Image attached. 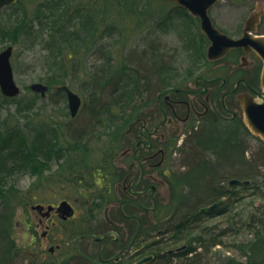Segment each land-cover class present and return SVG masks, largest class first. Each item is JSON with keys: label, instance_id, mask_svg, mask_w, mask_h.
Here are the masks:
<instances>
[{"label": "rangeland", "instance_id": "1", "mask_svg": "<svg viewBox=\"0 0 264 264\" xmlns=\"http://www.w3.org/2000/svg\"><path fill=\"white\" fill-rule=\"evenodd\" d=\"M234 1L237 5L242 0ZM246 1L249 4L248 9L239 11L244 17L253 10L264 9V0L261 2L259 0ZM49 3H52L51 6H54L55 9L52 14L53 9L49 10ZM166 14L167 11H165L164 3L161 0H73L72 4L67 1L62 2V0H25L20 5L7 9L0 16V23L4 25L6 31V35L0 37V51L10 45L14 47L12 62L15 77L18 84L24 89L16 101L0 99V121L5 123V118L9 116L10 123H7V127L11 128L17 124L16 118H14L16 113L23 118L20 123L23 130L20 132L21 135H17L28 137V145L25 146V152H23L27 164H25L24 170L15 172L9 179L10 187L13 188L10 202L14 208L11 237L15 241L13 254L14 261H17L15 264H27L26 261L30 259V255L36 252L39 257L41 255L31 246L35 241L33 228L37 227L33 220L34 217L36 219V214L31 209V204L35 203L34 201L39 198L52 199L55 194L61 196L69 194L71 197H76V188L68 183L69 177L73 176L72 170L74 169H81L85 173L90 172L87 175L88 182L82 181L79 184L86 195L94 196L93 193H99V190L102 189L100 186L92 185L90 175L92 170L102 163L104 157L109 156L110 150L123 146L124 140L118 141L121 135L119 132L121 127H123V131L127 125L122 126L117 122L120 105L127 108L124 111L131 113L128 109L129 106H126L129 102L124 101L118 93L112 92L114 84H105L106 78H113L114 75L125 71L124 78L131 76L127 78V83H129L128 90L132 91L133 100L136 99L137 94L140 96L139 99L146 98V79L152 77L151 62L155 56L152 57L150 52L146 53L147 50H144L148 43V38L144 36V33H146L148 22L162 21ZM55 15H60L61 19H57ZM234 16L238 17L237 11L234 12ZM103 17L105 21L102 20ZM40 19L46 23L44 26H40ZM35 20H37L35 30L26 32L27 28H23L22 23L28 22L30 25L28 28L31 29L33 26L31 24ZM137 24H139L138 29L136 28ZM258 32H264V23L259 25ZM157 35L164 44L172 47L181 46L173 34L168 36L161 32ZM110 57L112 60L108 59ZM64 58H67L68 62L60 64ZM122 68L125 69L121 70ZM108 70L109 75H107ZM57 76L64 81L50 82V77L56 78ZM101 76H104L105 79ZM154 78L157 80L155 76ZM34 82L49 85L50 90L46 96L32 92L29 86ZM62 84L70 86L83 99L82 108L77 117H71L65 93L57 92V87ZM34 96L36 98L30 100ZM94 96L100 97L97 104H112L114 121L101 116L102 121L100 122L97 117H92V106L98 99ZM28 121L31 122L28 124ZM107 125H109L108 128L105 127ZM247 128L242 127L241 130L244 133L241 131L237 135L245 138L249 145L248 153L245 152L246 157L260 158L259 163L262 166L259 164L258 170L251 176L254 179V185L249 184L248 188L235 185L234 192L230 197L233 203L229 201L228 210L223 213L216 212L206 215L198 223L197 229H191L186 234L184 232V235L179 234L171 237L172 234H167L164 236L162 238L163 247L160 248V251L174 245V241L180 244L190 242L191 237L196 233L201 235L203 228L209 229L208 231L214 236L224 231L222 236L214 238L218 242L210 247L209 251L198 249L200 256L189 254V258L168 260L167 264H193L194 261H196L195 264H225L230 259L244 262L254 256L258 264H264L262 257L257 258L258 254L264 255L257 250V244L264 235V140ZM213 131L215 132L214 136H223L225 131L232 130L231 127L224 129L221 126ZM73 132L83 133L79 139L80 144H77L74 139ZM237 144L239 145L238 142ZM84 146L88 148V151L85 152L86 160L73 169H70V165L75 164V161L80 163L78 160L81 157L78 154L69 153L65 159L58 161H52L54 156L50 158L48 156L54 149H60V153H62ZM237 159L233 158L231 163L222 168V171L225 170L226 173H229L232 169H236L240 173L241 168H244L243 162L238 155ZM186 160L188 159H186L185 153L173 154L176 170L173 171L170 167V170H167L169 177L165 176L163 172H159L157 176L159 217L165 216L168 210L169 213H173L174 205L167 206L172 194L171 186L176 184L178 178L176 174L185 170V167L176 168V165L183 164ZM85 169H91V171ZM231 175L222 174V176H218V181L223 176L227 178ZM228 181L229 178L223 183L227 185ZM84 184L91 185L87 188ZM255 185L260 186L256 187ZM199 194L201 199H198V202L208 200L207 196L202 198L201 192ZM83 200L84 202L77 204L79 212L73 221L75 231L87 228L88 208L93 206L85 199ZM222 200L225 201L224 199L219 201ZM30 201L32 202L29 204ZM40 232L41 229H38V233ZM209 238L210 236L207 239ZM38 241L46 243L41 238ZM209 243H211L210 240ZM16 254L18 255L16 256ZM26 257L28 258L26 259ZM61 261L62 259L57 256H51L48 264H61ZM2 262L0 260V264H3ZM13 262L10 264H14ZM4 264H6V260Z\"/></svg>", "mask_w": 264, "mask_h": 264}, {"label": "flooded vegetation", "instance_id": "2", "mask_svg": "<svg viewBox=\"0 0 264 264\" xmlns=\"http://www.w3.org/2000/svg\"><path fill=\"white\" fill-rule=\"evenodd\" d=\"M64 1L72 4L73 0ZM161 1L167 11L165 18L148 22L143 34L148 38L144 50L155 56L151 70L157 80L154 76L146 79V98L139 99L137 94L128 108L131 113L125 112L120 105L117 122L122 126L127 125L123 131V127L118 131L121 133L118 141L123 139V146L110 150L109 156H105L90 175L92 185L102 189L99 193H93L94 196L86 195L79 184L88 182L90 172L74 169L68 183L76 188V197L63 193L64 196L55 194L52 199L39 198L34 201L31 209L36 214L33 220L37 227L33 228L35 241L31 246L41 255L39 257L38 252L30 255L27 264H48L51 256L62 259L61 264H139L140 261V264H167L168 260L189 258V254L200 256L197 250L192 249L194 245L187 242L180 244L174 241V245L160 251L164 236L184 235V231L176 228L179 218L176 213H169L168 210L165 216L158 215L159 172L169 177L167 170L170 167L173 171L175 169L173 154H184L185 147H180L186 140L198 132L217 130L221 126L224 129L231 127L232 131H225V137L239 143L243 152L241 159L246 164L250 160L245 155L249 145L245 138L237 134L242 127L247 128V102L257 101L258 92L263 90L261 56L246 42L226 46V39L221 38V45L218 46L225 48V52L211 57L209 49L213 41L202 26V17L176 0ZM248 7L246 0L237 5L234 0H216L208 7L207 14L212 25L233 40H240L247 33L252 36L264 34L258 32L259 25L264 23V9L242 16L239 11ZM7 9L8 6L3 7L0 16ZM235 11L238 12L237 18ZM102 20L105 21L104 17ZM161 32L168 36L175 35L181 46L172 47L162 43L157 35ZM4 35L6 31L0 23V37ZM94 102V114L105 110L103 105ZM82 103L83 99L77 115L71 114L72 118L78 116ZM68 105L70 109L69 101ZM173 131L177 132L173 134ZM73 133L77 144H80L83 133ZM87 151V146L62 153L60 149H54L48 156H54L52 161H58L65 159L69 153L78 154L80 163L75 161L70 165V169H73L86 160ZM176 166L188 169L185 163ZM85 185L88 188L91 184ZM82 198L93 206L88 208L87 228L75 231L73 221L79 212L77 204L84 202ZM63 203L72 205V214H69L68 207L62 206ZM38 229H41L40 233ZM95 236L100 239H95ZM39 238L46 243H40ZM13 261L8 260L6 264Z\"/></svg>", "mask_w": 264, "mask_h": 264}, {"label": "trees", "instance_id": "3", "mask_svg": "<svg viewBox=\"0 0 264 264\" xmlns=\"http://www.w3.org/2000/svg\"><path fill=\"white\" fill-rule=\"evenodd\" d=\"M23 0L19 1L17 4H15L13 7H16L22 3ZM52 3H49V10L53 11L51 14L55 11L54 6H51ZM47 5V6H48ZM11 7V8H13ZM50 15V14H49ZM48 15V16H49ZM57 19H61L60 15H55ZM37 20L34 21L31 29L28 28L30 26L28 22L25 24L22 23L23 28H27L25 30L26 32L35 30L34 27L36 26L35 23ZM58 22V21H57ZM40 26H44L46 23L43 21V19H40L39 21ZM21 26V25H20ZM111 55V54H110ZM109 60L111 59L108 58ZM108 60V61H109ZM112 60V59H111ZM68 62L67 58H64L60 61V64ZM65 65V64H64ZM125 68H122L123 70ZM125 72V71H124ZM118 73V75H114L112 77L106 78L107 85L114 84V87L112 89V92L118 93L120 96H122V99L126 102L130 103V100L132 101V91L128 90V84L127 78L131 77L129 76L127 78H124L123 74L126 73ZM152 77L154 76L153 71L151 70ZM109 70L107 71V75H109ZM51 78L50 82L55 81H64V79L58 78ZM103 79H105L104 76H101ZM131 80V79H129ZM111 92V93H112ZM121 92V93H120ZM36 95V94H34ZM19 97L15 98H7L4 97L0 92V99L4 101H16L19 99ZM34 96L30 100L35 99ZM96 101H99L100 97L94 96ZM27 100V99H26ZM129 103L126 106H130ZM99 105V104H97ZM120 105V104H119ZM104 111L101 113H95L92 112V117H97L99 119L102 117H107L109 120L114 121L113 119V106L111 103H107L103 105ZM26 108V107H23ZM123 110H126L127 108H123ZM94 110V109H92ZM20 111V110H19ZM126 112V111H125ZM14 118L17 121L16 125L11 126V128L7 127V123H10V118L7 116L5 118V123L0 121V260L3 261L4 264L5 260L8 262V260H14V251H15V241L11 237V230H12V215L14 212L13 205L11 204V190L13 189L10 187L9 179L15 174V172H20L24 170L25 164H27V160L25 157H23V152H25V146L28 145V137L27 136H18L17 134L21 135L20 132H22L23 127L20 125L22 123L21 117H19L16 113L14 114ZM27 117V116H26ZM31 121H28V124ZM214 131H201L196 134H194L190 139L186 140L185 144L181 146L180 148H184V153L186 161H184L185 165H188V169L176 174L178 175L176 184H174L173 188V198H172V204L174 205V213L177 214L178 218V224L176 225V228L183 230L185 234L189 232L191 229H197L198 223L204 218L206 215H211L216 212L223 213L226 212L230 206V202L233 203L232 199L230 198L232 196V193L234 192V188L228 189V184L225 185L223 181H227L233 177L240 178V179H250L251 185H254V179H252V175L255 174L259 163V159L254 157L250 158L248 163L246 164L243 160L242 166L244 168H241L242 171L232 169L231 171H234L233 173H226L225 170L222 171V168L225 167V165H228L232 162L233 158L237 159V155L241 158H243V152L240 150V145L237 143H233L228 138L225 137V135H217L214 136ZM236 142V141H235ZM232 149V151H230ZM22 152V153H21ZM209 154V155H207ZM238 160V159H237ZM262 166V164H260ZM224 173H222V172ZM227 171V170H226ZM238 171V172H237ZM242 172V173H241ZM232 174L231 176L225 178L223 176L218 181V176ZM229 183V181H228ZM245 188H248V185H242ZM256 187H259L260 185H255ZM188 190V191H187ZM202 194V198L207 196V203L206 202H198V199L200 198V193ZM189 193V194H188ZM228 197V198H226ZM221 199H224L225 201H219ZM215 201H219V206L212 210L209 213H204L200 211V208L203 206H206L204 204H211ZM230 201V202H229ZM228 207V208H227ZM209 229L203 228L201 235H198L196 233L191 237L190 244L196 243L200 246H202L206 251H209L210 247L214 246L218 240H214V238L222 236L224 234V231L221 233H218L217 235H213L208 231ZM208 236H210L209 239ZM209 240L211 243H209ZM220 242V239H219ZM259 244V245H258ZM257 244V250L261 253H264V235L261 237V241ZM197 246H194L192 249L196 250ZM261 255V256H260ZM255 257V256H254ZM254 257H249L248 260L244 262H240L238 260L230 259L225 264H258V261L254 259ZM264 261V255L258 254L257 258H261Z\"/></svg>", "mask_w": 264, "mask_h": 264}, {"label": "water", "instance_id": "4", "mask_svg": "<svg viewBox=\"0 0 264 264\" xmlns=\"http://www.w3.org/2000/svg\"><path fill=\"white\" fill-rule=\"evenodd\" d=\"M18 0H0V10L5 5H13ZM181 4H184L188 9L194 12L197 15L202 17V26L208 32L210 38L213 41L212 46L209 49V54L211 57L217 56L218 54H223L225 48H222L218 45H221V38H223L227 43L226 46L238 45L243 42H246L250 47L254 48L263 60L261 80L263 85V90L258 92L259 99L257 101L247 102L245 109V121L251 131L259 135L264 139V35L252 36L246 34V36L240 40H233L226 35L221 34L211 23V20L207 14L208 7L214 3L216 0H176ZM12 55H13V46H8L6 49L0 51V89L5 96L15 97L19 95L23 88L18 84L15 78V72L12 64ZM30 88L36 92H40L43 96L46 95L49 87L46 84L41 82H34L30 85ZM61 89L67 92L70 109L72 115H76L79 107L81 105V97L79 94L74 92L67 85L60 87ZM249 180H241L238 178H233L230 180V185L235 184H249ZM63 207H68L70 212L73 213V207L69 203H63ZM217 206V203H214L210 206L203 207L201 210L204 212L210 211ZM39 208V206H35ZM95 239H100V237L95 236ZM79 253H81L79 251ZM142 261H140L141 263ZM139 263V264H140Z\"/></svg>", "mask_w": 264, "mask_h": 264}]
</instances>
